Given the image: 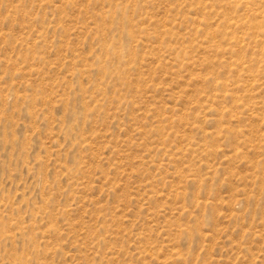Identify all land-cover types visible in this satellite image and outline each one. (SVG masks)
Listing matches in <instances>:
<instances>
[{"label":"rangeland","instance_id":"1","mask_svg":"<svg viewBox=\"0 0 264 264\" xmlns=\"http://www.w3.org/2000/svg\"><path fill=\"white\" fill-rule=\"evenodd\" d=\"M0 264H264V0H0Z\"/></svg>","mask_w":264,"mask_h":264},{"label":"bare ground","instance_id":"2","mask_svg":"<svg viewBox=\"0 0 264 264\" xmlns=\"http://www.w3.org/2000/svg\"><path fill=\"white\" fill-rule=\"evenodd\" d=\"M251 1V0H250Z\"/></svg>","mask_w":264,"mask_h":264}]
</instances>
